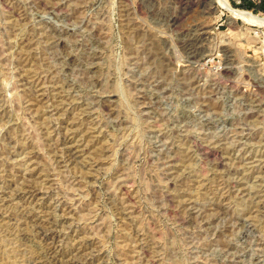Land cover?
Instances as JSON below:
<instances>
[{
    "label": "rangeland",
    "instance_id": "rangeland-1",
    "mask_svg": "<svg viewBox=\"0 0 264 264\" xmlns=\"http://www.w3.org/2000/svg\"><path fill=\"white\" fill-rule=\"evenodd\" d=\"M263 42L215 0H0V264H264Z\"/></svg>",
    "mask_w": 264,
    "mask_h": 264
},
{
    "label": "bare ground",
    "instance_id": "bare-ground-1",
    "mask_svg": "<svg viewBox=\"0 0 264 264\" xmlns=\"http://www.w3.org/2000/svg\"><path fill=\"white\" fill-rule=\"evenodd\" d=\"M77 1V0H76ZM79 1V0H78ZM211 1V0H210ZM214 0H212V2H213ZM215 1H217L218 3H219V5L221 6V7H223L224 9H226V10H228L230 13H231V15H232V17H233V20L236 18V19H240V20H242L243 22H245V23H247V24H250V25H258V26H261V27H263L264 26V16H260V15H257V14H255V13H253V12H251V11H248V10H244V9H239V8H235L234 6H232L231 5V3H230V0H215ZM58 3H59V0H58ZM53 4V3H52ZM78 5V4H77ZM83 5V4H82ZM75 11V10H74ZM78 15V14H77ZM127 22V21H126ZM130 22V21H129ZM128 22V23H129ZM129 25V24H128ZM45 29V28H44ZM53 30V29H52ZM56 33V32H55ZM14 34V33H13ZM51 34V33H50ZM28 36V35H27ZM51 36V35H50ZM48 37V36H47ZM46 37V38H47ZM55 37H56V35H55ZM27 39V38H26ZM56 41V40H55ZM59 42V41H58ZM264 43V42H263ZM24 44V43H23ZM56 44V43H55ZM59 44V43H58ZM154 44H156V43H154ZM160 44V43H159ZM26 47V46H25ZM28 47V46H27ZM21 48H22V46H21ZM157 49V48H156ZM21 50V49H20ZM262 51H264V45L262 46ZM134 52V51H133ZM21 53V52H20ZM23 54V53H22ZM138 54V53H137ZM136 54V55H137ZM26 56H27V54H26ZM29 56H31V55H29ZM28 61H29V59H28ZM23 62V61H22ZM27 62V61H26ZM24 64H26V63H24ZM33 65V64H32ZM45 67V66H44ZM39 68V67H38ZM33 70V69H32ZM40 70V69H39ZM27 71V70H26ZM22 73V72H21ZM27 73V72H26ZM87 73V72H86ZM23 75V74H22ZM46 78V77H45ZM51 78V77H50ZM49 78V79H50ZM91 78V77H90ZM34 79V78H33ZM43 79V78H42ZM24 80V79H23ZM38 81H39V79H38ZM58 81V80H57ZM90 82V81H89ZM18 83V82H17ZM56 84V83H55ZM18 85V84H17ZM19 87V86H18ZM35 87V86H34ZM30 88V87H29ZM16 89V88H15ZM19 89V88H18ZM31 89V88H30ZM17 90V89H16ZM34 90V89H33ZM35 90H36V88H35ZM58 90V89H57ZM24 93V92H23ZM22 96H23V94H22ZM41 97V96H40ZM2 98V97H1ZM29 98H30V96H29ZM27 99V98H26ZM38 99V98H37ZM67 99V98H66ZM99 99V98H98ZM25 101V100H24ZM31 101V100H30ZM94 101V100H93ZM207 101V100H206ZM29 102V101H28ZM43 103V102H42ZM210 103V102H209ZM208 105V104H207ZM211 105V104H210ZM1 106V105H0ZM24 107V106H23ZM29 107V106H28ZM31 107V106H30ZM214 107V106H213ZM43 108V107H42ZM1 109V108H0ZM57 109V108H56ZM65 109V108H64ZM28 110H30V109H28ZM40 110V109H39ZM66 110V109H65ZM32 111V110H31ZM38 112V111H37ZM29 113V112H28ZM32 114V113H31ZM34 114V113H33ZM2 115V114H1ZM41 115V114H40ZM69 118V117H68ZM76 118V117H75ZM78 118V117H77ZM45 119V118H44ZM74 119V118H73ZM42 120V119H41ZM46 124V123H45ZM52 124V123H51ZM47 127V126H46ZM23 131V130H22ZM26 132V131H25ZM49 132V131H48ZM53 133V132H52ZM26 134V133H25ZM50 134V133H49ZM58 134H59V132H58ZM22 136V135H21ZM25 136H27V135H25ZM82 136H84V135H82ZM43 140V139H42ZM27 141V140H26ZM34 142V141H33ZM37 143V142H36ZM45 143V142H44ZM44 145V144H43ZM49 145V144H48ZM55 145V144H54ZM26 146V145H25ZM66 146V145H65ZM23 147V146H22ZM38 147V146H37ZM49 147V146H48ZM30 148H32V149H34L33 148V146L32 147H30ZM63 148H64V146H63ZM62 148V149H63ZM67 149V148H66ZM178 150V149H177ZM30 151H31V149H30ZM33 151V150H32ZM31 151V152H32ZM62 152V151H61ZM6 153V152H5ZM56 153V152H55ZM64 153V152H63ZM7 154V153H6ZM26 154V153H25ZM62 154V153H61ZM27 155H28V153H27ZM66 155V154H65ZM178 157V156H177ZM68 158V157H67ZM73 158V157H72ZM71 158V159H72ZM176 158V157H175ZM70 159V160H71ZM61 162H63V161H61ZM64 163V162H63ZM64 165V164H63ZM29 177V176H28ZM32 178V177H31ZM126 180V179H125ZM18 183V182H17ZM8 187V186H7ZM14 188V187H13ZM18 188V187H17ZM257 192V191H256ZM35 194V193H34ZM186 198H188V196L186 197ZM179 199V198H178ZM182 199V198H181ZM217 201V200H216ZM221 205V204H220ZM39 206V205H38ZM213 206V205H212ZM95 212V211H94ZM123 212V211H122ZM8 213V212H7ZM88 213V212H87ZM35 215V214H34ZM55 216V215H54ZM129 217V216H128ZM36 218V217H35ZM123 218H125V217H123ZM33 219V218H32ZM49 219V218H48ZM126 219V218H125ZM130 219V218H129ZM56 221V220H55ZM38 222V221H37ZM38 224V223H37ZM42 224V223H41ZM48 224V223H47ZM45 225V224H44ZM50 225V224H49ZM39 226V225H38ZM48 226V225H47ZM104 226V225H103ZM52 227V226H51ZM50 227V228H51ZM49 228V227H48ZM41 233V232H40ZM51 237H52V235H51ZM53 237H54V235H53ZM225 244V243H224ZM53 245V244H52ZM229 246V245H228ZM228 248V247H227ZM82 249V248H81ZM72 251V250H71ZM89 251V250H88ZM124 253V252H123ZM128 253V252H127ZM126 253V254H127ZM67 254V253H66ZM128 255V254H127ZM64 256V255H63ZM98 256V255H97ZM55 257V256H54ZM72 257V256H71ZM125 257H126V255H125ZM75 258V257H74ZM124 258V257H123ZM125 259V258H124ZM75 261V260H74ZM56 262V261H55ZM57 263V262H56ZM69 263V262H68ZM41 264V263H40ZM97 264V263H96Z\"/></svg>",
    "mask_w": 264,
    "mask_h": 264
}]
</instances>
